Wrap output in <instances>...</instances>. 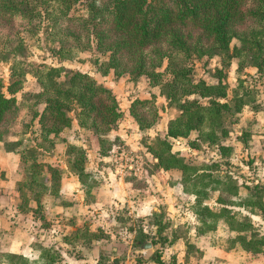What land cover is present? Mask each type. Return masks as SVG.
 Segmentation results:
<instances>
[{
    "label": "trees",
    "instance_id": "trees-1",
    "mask_svg": "<svg viewBox=\"0 0 264 264\" xmlns=\"http://www.w3.org/2000/svg\"><path fill=\"white\" fill-rule=\"evenodd\" d=\"M22 33L45 34V43L55 44L49 51L60 61L94 50L107 56L105 61H95L103 76L125 75L133 81L144 76L151 87L159 88V96L174 105L178 115L169 121L164 137H156L153 145L147 147L156 160L155 167L181 172L180 184L195 197L193 214L203 226L196 229L199 235L215 231L216 224L223 221L235 233L230 249L239 245L252 255L264 253V234L256 230L251 219L259 216L264 221V184L246 185L248 197L242 199L240 185L231 174L212 172L230 164L233 147L224 143L230 134L227 126L236 123L245 108L254 115L261 110L262 104L257 100L260 92L245 87L241 80L231 94L221 70H216L217 83L213 85L193 79L196 60L218 57L226 66L237 59L239 70L253 68L255 76L264 81V0H0V63L11 61L7 84L0 76V144L7 152L20 156L21 179L15 188L20 212H32L42 221V200L48 195L58 197L65 170L40 158L55 149L61 133L74 122L80 129L103 137L116 127L121 112L113 92L92 76L25 61L27 46ZM28 74L33 75L41 89L31 120L20 129L11 124L2 131L18 111L16 94ZM154 104L138 100L130 106L129 113L139 130H148L156 123L159 113ZM40 105L43 108L39 110ZM137 105L144 107L146 115L138 111ZM35 127L38 128L32 141L38 142L26 146L23 136ZM194 132L197 137L188 142L190 148L196 149L202 143L217 151V159L210 165L194 166L172 151L170 140L187 139ZM107 143L106 138H100L102 156L110 149L103 146ZM46 144L48 149L44 148ZM65 144L66 170L78 177L89 195L101 181L87 173L86 151L70 142ZM210 185L220 187L212 190L227 196L217 198V212L204 204ZM31 203L36 207L32 209ZM230 207L245 210L248 215L239 219L240 211ZM163 216L152 213L160 235L158 242L149 239L153 245L167 242V238H162ZM141 233L134 246L142 248L148 243V235ZM177 233L174 230V239L168 246L181 239ZM104 238L102 232L77 229L65 242L90 249ZM186 247L194 248L188 242ZM36 248L40 258L35 264H54L61 259L54 250L40 244ZM7 257L11 264H31L23 256ZM104 258L99 253L97 264H104ZM151 261L161 264L155 256Z\"/></svg>",
    "mask_w": 264,
    "mask_h": 264
},
{
    "label": "rangeland",
    "instance_id": "rangeland-1",
    "mask_svg": "<svg viewBox=\"0 0 264 264\" xmlns=\"http://www.w3.org/2000/svg\"><path fill=\"white\" fill-rule=\"evenodd\" d=\"M22 34L27 46L25 61L35 65L63 67L65 70L79 71L92 76L97 82L113 92L121 112V118L116 127L103 137H99L92 131L80 129L79 127L78 129L73 123L70 128L61 133L58 139L59 143L55 149L50 153H45V156L40 158V160L53 162L55 166H62L63 168L65 165V142L80 146L86 151L87 160L85 167L87 173H91V166L97 168L106 166L111 167L113 170L117 169L118 173L122 174L131 184L132 194L136 197L144 196L147 202L151 200V203H148L151 206L154 204V199L158 200L157 204L155 203L158 208L156 212L164 214L162 227L165 230L162 238H167V242L164 245L152 244L149 250H143L139 246H134V240L138 234H142L141 232L148 235L149 243H151L149 239L154 242L160 240V235L157 233L158 229L154 225L153 212L150 213L149 211V208L152 207L146 210H139L138 205L135 203L129 204L126 201V197H123L118 205H113L112 211L108 205L102 206L100 205L102 203H100L98 214H95L97 216L96 220L98 221V225L94 223L95 226H98L95 232H102L106 238L94 242L90 249L77 246V251H81L82 254H84L83 252H87L89 262L97 260L96 258L101 253L106 257L102 260L104 264H112L116 260L118 261L117 264H136V262H141L140 264H145L142 262H148L146 264H151V257L153 256L160 259L161 262L175 264L177 260L181 259V256L180 258H177V256L180 253L183 254L184 248L182 249V244L181 249H174L168 246V242L172 238L174 239V230L178 231L177 234L180 235L182 242L185 240H187L186 242H191L193 238L190 235L191 230L199 227L203 228V226L193 214L195 197L186 193L180 184L181 172L175 170L179 173V180L177 182L173 181L172 176L162 177L161 174H158L162 170H158L155 167L156 160L148 152L147 147L153 145L156 137H164L169 121L178 115L177 108L174 105L170 106L168 101L160 97L159 88L151 87L148 79L144 76L136 81L130 80L128 76H115L112 73L103 76L98 71L95 61L96 59L100 62L107 60V56L105 55L99 54L94 50L84 51L72 60L60 61L49 51V48L55 46V44L45 43V34ZM235 43L236 41L232 44ZM10 64L11 61L0 63V76L6 84L9 77ZM216 70L222 71L224 81L229 85L231 94L241 80L244 82L245 87L255 88L260 92L257 95V100L262 104L261 110L254 115L249 108H245L237 116L236 123L227 126L230 134L224 143L233 147L230 159H228L230 164L222 165L219 172L212 171L216 175L231 174L240 185V198L245 199L248 197V191L245 188L246 185H252L256 182L264 184V81H260L255 76L254 69L250 67L239 70L237 59L231 60L230 65L226 66L224 65V61L218 57L196 60L193 66V79L197 81L204 80L209 85L216 84ZM40 91L41 89L36 79L32 74H28L22 89L16 94L19 106L18 111L8 119L7 123L1 129L2 131L8 129L11 124H15L17 129H20L22 125L30 122L34 111L33 104ZM138 100L155 102L154 106L159 113L156 123L148 130H139L135 119L129 113L130 106ZM37 108L40 110L43 106L40 105ZM137 108L142 115H146L144 107L142 108L137 105ZM37 128L35 127L34 130L32 129L23 136L26 146L37 144L38 141H32L36 137L35 130ZM196 137L197 134L194 132L187 139L170 140L172 151L185 158L194 166L200 167L202 164L210 165L217 159V151L202 143L196 149L190 148L188 142L194 140ZM8 138L10 140L15 139L14 137ZM100 138H106L108 140V143L103 145L105 148L110 147L105 156L100 154ZM118 147L125 150L128 158L127 161L120 158ZM44 148L48 149L49 145L46 144ZM131 159H133L131 164L134 167L139 165L141 168L137 175H134L128 169L126 171L123 170L126 164H130ZM158 175L161 176L158 177ZM150 176H154V183H148V177ZM215 186L210 185L208 187L210 190L209 196L204 200V204L217 212L220 208L216 202L217 198L227 196L221 195L219 191H213L212 188ZM99 187L100 185L97 188H93L90 191L91 193L89 192L90 194L87 195L88 204L94 202L96 197L102 194V191H99ZM216 187L220 188L218 186ZM128 194V196H131V193ZM167 198H169L168 203L166 202ZM230 208L235 211H240L241 216L238 217L239 219L248 215L245 210L236 207ZM251 219L256 230L264 234V221L259 216H251ZM95 226L93 228H96ZM209 236L211 241L229 250L231 247L230 240L235 237V233L229 230L225 222L219 221L216 224L215 231L210 232ZM236 247L240 248L239 245ZM241 250L246 254V258L243 259V264H264V253L252 255L243 249ZM186 251L188 252V258L192 257V261L195 262V258L199 255L198 250L195 247L193 249L186 247Z\"/></svg>",
    "mask_w": 264,
    "mask_h": 264
},
{
    "label": "crops",
    "instance_id": "crops-1",
    "mask_svg": "<svg viewBox=\"0 0 264 264\" xmlns=\"http://www.w3.org/2000/svg\"><path fill=\"white\" fill-rule=\"evenodd\" d=\"M74 126L78 128L76 122H74ZM19 163V154L7 152L0 144V264H11L8 255L23 256L31 264H35L40 258V252L36 248L38 244L61 255L60 261L54 264H97V260L89 262L87 252L82 254L81 251H77V246L68 245L65 238L77 229L95 232L98 229V226L94 225V223L98 225L95 214H98L100 203L102 206L108 205L112 211L113 205H118L123 197H126V201L129 204H137L139 210H146L149 207H152L149 208L150 213L158 210L156 206L158 200L154 199V204L148 205L151 200L147 202L144 196L136 197L132 194L133 190L129 181L119 174L117 169L113 170L106 166L102 168L91 166L90 172L95 179L101 181L99 191H102V194L98 195L94 202L88 204L87 195L78 177L68 172L64 165L65 172L62 174L58 197L53 198L48 195L42 200L44 218L41 221L35 218L32 212L22 213L19 210L20 200L15 189L17 182L21 179ZM158 174H161L162 177L172 176L174 182L179 180V173L175 170L162 171ZM153 179L154 176L148 177V183H154ZM128 193H131V196H128ZM166 202H169V198ZM30 207L35 208V203H31ZM134 209L136 208L134 207ZM84 224L85 226H83ZM190 235L193 238L188 244L193 245L199 255L193 262V258H188L186 253V242L179 239L170 245V248L181 249L182 244V249L184 248L183 254L180 253L177 256V258L181 256V259L177 260L175 264L244 263L243 259L246 258V254L241 248L236 247L228 250L211 241L209 234L199 235L196 228L191 230ZM153 263L158 264L155 262L151 264ZM161 264H168V262H161Z\"/></svg>",
    "mask_w": 264,
    "mask_h": 264
},
{
    "label": "built area",
    "instance_id": "built-area-1",
    "mask_svg": "<svg viewBox=\"0 0 264 264\" xmlns=\"http://www.w3.org/2000/svg\"><path fill=\"white\" fill-rule=\"evenodd\" d=\"M118 150H119V156H120V158L121 159H125L126 161L128 160V158H127V154L125 153V150L123 149V148H121V147H118L117 148ZM116 151V150H115ZM133 162V159H131L130 160V164L129 165H125L124 166V171H126V169H128L129 171H132L133 172V174L134 175H137L139 172H140V170H141V168H140V166L139 165H136L135 167L131 164ZM120 171V170H119Z\"/></svg>",
    "mask_w": 264,
    "mask_h": 264
},
{
    "label": "water",
    "instance_id": "water-1",
    "mask_svg": "<svg viewBox=\"0 0 264 264\" xmlns=\"http://www.w3.org/2000/svg\"><path fill=\"white\" fill-rule=\"evenodd\" d=\"M152 244L151 243H146L144 246H142L143 250H149L151 248Z\"/></svg>",
    "mask_w": 264,
    "mask_h": 264
}]
</instances>
